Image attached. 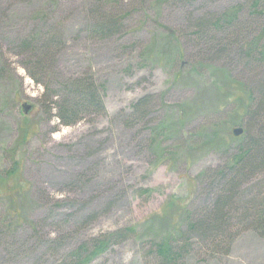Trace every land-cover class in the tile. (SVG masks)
<instances>
[{
	"label": "rangeland",
	"instance_id": "1",
	"mask_svg": "<svg viewBox=\"0 0 264 264\" xmlns=\"http://www.w3.org/2000/svg\"><path fill=\"white\" fill-rule=\"evenodd\" d=\"M248 1L0 0V221L6 230L0 264H65L85 240L125 227H135L136 235L88 264H146L148 239L186 206L208 204L196 179L230 157L238 139L231 130L240 126L218 120L224 101L230 109L241 103L232 95L242 86L225 68L233 79L248 73L233 54L225 64H199L200 47L181 32L190 16L216 17L241 4L247 10L236 22L242 23ZM103 2L121 12L120 33L88 37L87 11ZM49 26L59 27L63 45L46 77L58 84L91 75L103 113L61 125L40 108L43 86L30 77L17 43ZM147 94L155 96L149 113L126 125L131 105ZM169 198L174 202L159 212ZM16 207L17 222L8 216ZM193 247L199 254L191 252L184 264H264V237L251 230L234 237L228 254Z\"/></svg>",
	"mask_w": 264,
	"mask_h": 264
},
{
	"label": "trees",
	"instance_id": "2",
	"mask_svg": "<svg viewBox=\"0 0 264 264\" xmlns=\"http://www.w3.org/2000/svg\"><path fill=\"white\" fill-rule=\"evenodd\" d=\"M192 1L168 0L173 5ZM248 2L251 5L248 7L249 14L245 15L247 19H243L246 22H236L247 10L241 4L216 17H213L216 14L190 16L186 30L181 32V38L186 35L189 41L200 47L201 65L225 64L232 54L240 57V64H243L248 76L233 79L230 73L232 69L226 67L225 70L232 81L242 86L236 87L232 95L241 103L238 108L230 109L228 105L231 102L227 99L216 112L219 114L218 120L225 119L231 126L240 125L243 131L230 157L222 165L203 171L196 179V185L199 183L209 196L208 204L196 210L186 206L176 222L174 219L168 221L167 230L148 239L150 253L146 264H184L188 254H199L193 247L195 244L204 245L210 255L228 254L234 237L240 231L251 230L264 237V0ZM107 4L103 2L88 9L85 28L88 37L107 38L120 33L123 19L118 18L117 13L121 12L114 8L107 9ZM250 27L253 31L257 27L261 29L251 36L248 32ZM174 41L175 48L180 52L182 48L178 39ZM62 45L63 34L59 27L49 26L43 32L21 39L17 49L27 59L25 67L30 77L43 86L38 100L40 108L48 118L56 117L59 124L71 125L83 115L103 113L104 106L100 92H97L99 86L91 75H77L58 84L52 83L51 77H46ZM236 52H239L238 55ZM154 98V95L147 94L136 100L130 107L125 124L129 125V121L134 124L146 117L151 104L155 102ZM225 112H229L230 117H225ZM220 143L222 146L228 144L225 138ZM171 202L174 201L169 198L159 212L166 210V205ZM19 212L16 207L8 216L14 217L17 222ZM178 213L179 210L176 215ZM184 214L186 216L180 220ZM89 217L93 220L96 215L90 214ZM7 228V231L12 230L11 226ZM4 231L0 221V238L5 236ZM135 233V227H125L89 238L69 254L65 264H88L103 251L131 238Z\"/></svg>",
	"mask_w": 264,
	"mask_h": 264
},
{
	"label": "water",
	"instance_id": "3",
	"mask_svg": "<svg viewBox=\"0 0 264 264\" xmlns=\"http://www.w3.org/2000/svg\"><path fill=\"white\" fill-rule=\"evenodd\" d=\"M23 108H24V112L27 113V111L29 110L30 106L26 105V103L22 104ZM233 134L234 135H239L242 132L241 128H234L233 129Z\"/></svg>",
	"mask_w": 264,
	"mask_h": 264
}]
</instances>
